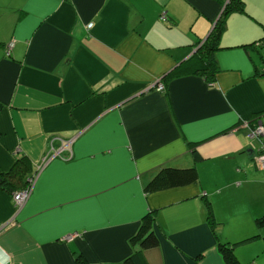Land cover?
<instances>
[{
	"label": "crops",
	"instance_id": "obj_1",
	"mask_svg": "<svg viewBox=\"0 0 264 264\" xmlns=\"http://www.w3.org/2000/svg\"><path fill=\"white\" fill-rule=\"evenodd\" d=\"M243 1L209 82L197 61L173 73L230 0H0V264H122L148 214V264H226L220 243L264 264V0ZM191 167L197 182L146 192Z\"/></svg>",
	"mask_w": 264,
	"mask_h": 264
},
{
	"label": "trees",
	"instance_id": "obj_2",
	"mask_svg": "<svg viewBox=\"0 0 264 264\" xmlns=\"http://www.w3.org/2000/svg\"><path fill=\"white\" fill-rule=\"evenodd\" d=\"M236 12H246L244 7L243 0H230L229 5L224 10L221 19L217 22L214 29L212 30L209 38L206 42L201 45V42H197L196 48L200 46L195 54L191 63L187 66L185 64L177 69L173 75H180L187 73L190 70V67L194 64L197 68L196 71L198 74L205 76L206 80L211 82L215 80L217 74V66L214 61V53L221 49V40L222 36L226 29L227 17L236 13ZM260 44L264 45V37L260 39ZM257 44L255 42L253 45ZM261 45V46H263ZM246 46V45H245ZM256 46V45H255ZM197 63L195 64V62ZM193 65V66H194ZM185 66V67H184ZM194 67V68H195ZM264 76V73H262ZM194 156L196 160H201L197 150H194ZM23 164L26 166L25 159L19 161V165ZM23 168V167H22ZM21 167L15 172V178L23 180V170ZM24 169V168H23ZM26 169V168H25ZM6 176H0V189L6 187ZM199 180V170L196 167L176 169V168H164L161 170L155 178L147 185L146 192L154 193L161 190L178 188L191 185ZM8 186V183H7ZM26 186V187H25ZM22 191L27 189L28 183H25ZM205 202L207 203L208 208V220L210 225L214 228V214L210 201L206 198ZM256 226L258 229H264V215L256 219ZM132 243L138 246V250L132 255L128 256L124 263L122 264H148L146 258V251L157 248L160 245V239L155 230V218L154 215L148 214L142 221L141 226L139 227L138 232L132 239ZM219 250L222 254V257L226 264H241L239 258L236 255V252L233 246L229 244H219ZM77 264H88L86 261L80 259Z\"/></svg>",
	"mask_w": 264,
	"mask_h": 264
},
{
	"label": "built area",
	"instance_id": "obj_3",
	"mask_svg": "<svg viewBox=\"0 0 264 264\" xmlns=\"http://www.w3.org/2000/svg\"><path fill=\"white\" fill-rule=\"evenodd\" d=\"M92 27H93V24L89 25V28H92ZM11 46H12V44L10 45V47ZM163 90H164V86L160 85L158 88V91H163ZM250 137L253 139L254 138L260 139V138L264 137V129L260 126L256 127L255 129L251 130ZM54 151L57 153V150H54ZM63 151H64V149L61 150V153ZM55 156H57V155L52 156V158H54ZM257 161H258V164L260 165L261 169L264 170V145L261 147L260 154L257 158ZM26 194H27V192H19V193H16L14 195V200H15V203L17 204L18 207H22L24 205L26 197H27Z\"/></svg>",
	"mask_w": 264,
	"mask_h": 264
},
{
	"label": "water",
	"instance_id": "obj_4",
	"mask_svg": "<svg viewBox=\"0 0 264 264\" xmlns=\"http://www.w3.org/2000/svg\"><path fill=\"white\" fill-rule=\"evenodd\" d=\"M203 43H204V42H202V44H203ZM202 44H201V45H202ZM198 48H200V47H198ZM197 50H198V49H196L195 51H197ZM258 55L264 57V54H262L259 50H258ZM260 126H261V125H260Z\"/></svg>",
	"mask_w": 264,
	"mask_h": 264
},
{
	"label": "rangeland",
	"instance_id": "obj_5",
	"mask_svg": "<svg viewBox=\"0 0 264 264\" xmlns=\"http://www.w3.org/2000/svg\"><path fill=\"white\" fill-rule=\"evenodd\" d=\"M205 42V41H204ZM261 59H262V61L264 60V57H262V56H259Z\"/></svg>",
	"mask_w": 264,
	"mask_h": 264
}]
</instances>
